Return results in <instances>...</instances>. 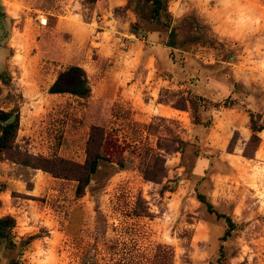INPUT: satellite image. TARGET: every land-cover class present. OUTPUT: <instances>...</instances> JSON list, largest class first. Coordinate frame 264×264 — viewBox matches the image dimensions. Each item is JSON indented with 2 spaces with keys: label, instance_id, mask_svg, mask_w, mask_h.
Listing matches in <instances>:
<instances>
[{
  "label": "rangeland",
  "instance_id": "rangeland-1",
  "mask_svg": "<svg viewBox=\"0 0 264 264\" xmlns=\"http://www.w3.org/2000/svg\"><path fill=\"white\" fill-rule=\"evenodd\" d=\"M169 10L177 47L166 19L133 32L129 0H0V108L20 111V151L85 163L101 125L125 160H102L79 196L76 180L0 153V216L16 219L17 245L0 246V264H264V129L248 147L249 110L264 125V0H171ZM71 65L90 97L50 93ZM184 99L200 123L190 103L176 107ZM177 136L189 142L183 156ZM159 141L171 147L160 150L162 183L140 171ZM226 217L235 226L222 239Z\"/></svg>",
  "mask_w": 264,
  "mask_h": 264
},
{
  "label": "trees",
  "instance_id": "trees-1",
  "mask_svg": "<svg viewBox=\"0 0 264 264\" xmlns=\"http://www.w3.org/2000/svg\"><path fill=\"white\" fill-rule=\"evenodd\" d=\"M96 2L97 0H90ZM171 0H129V5L134 6V11L137 14L139 21L132 26V31L140 33L139 24L142 20H150L154 22H169L167 25L171 26L173 21L172 14L169 10V2ZM169 40L167 45L170 47H177V30L175 27H170ZM202 31L195 33H189L187 40L195 42L201 39ZM192 40V41H191ZM0 80L7 83L8 79L4 74L0 73ZM1 90V85H0ZM50 93H72L82 98H88L91 96V86L86 76V72L83 67L79 65H71L66 70L59 73L55 82L49 89ZM190 103L194 109V117L197 123L201 120L197 115V104L193 100L184 99L176 104L179 109H187ZM229 106V104H227ZM251 128L253 135L248 143V147L256 148L260 142L259 131L264 129V125L259 123L258 115L253 111H250ZM16 114L15 120L7 122V120ZM20 128V111L18 108L11 110H4L0 108V153H10V156L16 160H20L21 163L31 165L35 168H42L49 171L56 177L74 179L78 182L76 192L79 196L83 195L86 187L90 184L92 176L98 171L100 162L102 160H109L111 156H114L117 163L120 166H124L125 160L123 156V147L116 141L113 135L101 125H95L92 127L90 137L87 144V160L85 163H78L70 159L57 157L51 159L35 158L36 162L32 161L27 153L20 151L18 144L16 143L18 131ZM189 142L183 139L181 136H177L176 145L173 148L175 151L184 155ZM157 150L145 149L140 153L141 163L140 171L144 178L149 181L162 183L164 178L168 176L167 170V158L160 151H170L171 147L163 146L161 141L157 144ZM246 154H249L246 152ZM21 156H24L23 158ZM169 185H164L162 191L165 192ZM171 188V187H170ZM2 188L0 187V196ZM199 200L206 205L209 211L215 212L214 206L210 203L206 195L199 193ZM2 206V200L0 197V208ZM218 216L224 217V214L218 213ZM229 224V229L223 235L222 239H225L233 230L235 223L231 217H226ZM16 226V219L11 215L0 216V246L5 244V247L11 250L16 248L14 241L13 230ZM12 264H17L12 260Z\"/></svg>",
  "mask_w": 264,
  "mask_h": 264
},
{
  "label": "clouds",
  "instance_id": "clouds-1",
  "mask_svg": "<svg viewBox=\"0 0 264 264\" xmlns=\"http://www.w3.org/2000/svg\"><path fill=\"white\" fill-rule=\"evenodd\" d=\"M218 3L222 6L223 0H218ZM231 19V18H230ZM232 23L234 25H240L243 26L244 24H246V21L244 20V18L242 16H240L239 14L237 15L235 20H232Z\"/></svg>",
  "mask_w": 264,
  "mask_h": 264
},
{
  "label": "water",
  "instance_id": "water-1",
  "mask_svg": "<svg viewBox=\"0 0 264 264\" xmlns=\"http://www.w3.org/2000/svg\"><path fill=\"white\" fill-rule=\"evenodd\" d=\"M15 118H16V114H13V115L7 120V122H11V121L15 120Z\"/></svg>",
  "mask_w": 264,
  "mask_h": 264
}]
</instances>
